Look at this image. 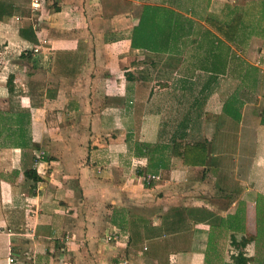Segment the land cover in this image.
Listing matches in <instances>:
<instances>
[{
	"label": "crops",
	"instance_id": "0c3cea01",
	"mask_svg": "<svg viewBox=\"0 0 264 264\" xmlns=\"http://www.w3.org/2000/svg\"><path fill=\"white\" fill-rule=\"evenodd\" d=\"M5 1L0 264H264V0ZM237 14L233 42L206 21ZM210 31L228 65L188 129L206 164L152 169L134 144L169 140L193 100L178 79ZM243 128L253 154L221 177L229 157L211 145Z\"/></svg>",
	"mask_w": 264,
	"mask_h": 264
},
{
	"label": "trees",
	"instance_id": "16d2710c",
	"mask_svg": "<svg viewBox=\"0 0 264 264\" xmlns=\"http://www.w3.org/2000/svg\"><path fill=\"white\" fill-rule=\"evenodd\" d=\"M10 3L11 2H6L5 0H0V18L5 14H8ZM56 6L55 8L58 9ZM243 19L244 17L242 14H237L234 16V20L231 23H224L212 17H208L206 21L215 32L223 36L224 42L225 40L233 42L239 34H243L241 32L245 29ZM215 41H217L218 44L220 42L224 44L218 35L212 33V38L205 47L198 46L193 51L192 56L197 57L200 62L193 67L194 69L192 68L191 72L188 71L189 73L187 72L186 74L183 72L182 74L184 76L182 75L178 79L179 85L183 87V89L189 90V96H183L182 98H193V100L189 107L186 106L182 112L176 111L172 117H169V122H172V124L174 123V130L172 132L169 133L166 130V127L170 124L169 122L162 125L163 128H165L166 134L169 133V140L156 143L139 142L134 144L136 155H147L149 157L148 167L155 170L166 168L167 163H165L166 158L164 155L177 156L181 159L184 165L203 166L206 164V155H208L207 144L204 141L191 137L188 129L193 128V120L199 116V112L197 111L199 100L201 101V99L205 98L204 96L206 95L204 94L209 93L212 90L211 84L213 78L226 72L228 57H225V54L219 45L215 46ZM202 72L209 73L212 80L205 82L202 88L198 90V94L194 96L196 90L195 86L199 83ZM224 112L236 120L240 119V113L238 110L234 111V109L231 110L226 107ZM166 119L167 118H165L164 121ZM153 155L158 156L153 157Z\"/></svg>",
	"mask_w": 264,
	"mask_h": 264
},
{
	"label": "rangeland",
	"instance_id": "374dc122",
	"mask_svg": "<svg viewBox=\"0 0 264 264\" xmlns=\"http://www.w3.org/2000/svg\"><path fill=\"white\" fill-rule=\"evenodd\" d=\"M234 82V81H233ZM198 88V84L195 86V89ZM199 112V111H198ZM197 112V114H198ZM203 115L204 113H199V116L196 117L193 121H194V127H198V122L200 120V118H203ZM235 124L237 122H234ZM250 129H242V131L237 135L239 137L240 135V141L238 140L236 142V135L233 136V138H231V140H225L224 139H221L220 141L219 140H216L220 133H222V135L225 134V129H220V131H218V137L215 139V141L212 143L211 145V149L213 150L212 152L213 153H218V152H224L223 155H220L221 157L220 158H223V157H229V160H224L225 164H224V168H221V171L219 172L221 174V177H223L225 174H227L226 170L229 169V168H232V157L234 158V152H237L239 155L238 158L240 161L244 162V158L243 156L241 155H252L253 154V149L256 147V145H252L251 143V138H249V135L246 134L247 131H249ZM237 131V130H236ZM235 131V132H236ZM251 143V144H250ZM228 152V155H226V153ZM232 154V155H231ZM232 156V157H231ZM219 158H215L214 160H217ZM242 168V167H241Z\"/></svg>",
	"mask_w": 264,
	"mask_h": 264
},
{
	"label": "built area",
	"instance_id": "2783aa9c",
	"mask_svg": "<svg viewBox=\"0 0 264 264\" xmlns=\"http://www.w3.org/2000/svg\"><path fill=\"white\" fill-rule=\"evenodd\" d=\"M36 1H39V0H36ZM36 50H38V49H36ZM158 179L159 177H158V175H155V174H151V175H148L147 176V179Z\"/></svg>",
	"mask_w": 264,
	"mask_h": 264
}]
</instances>
